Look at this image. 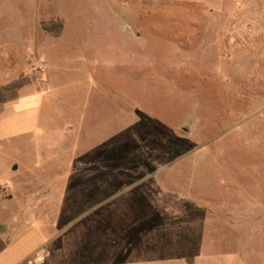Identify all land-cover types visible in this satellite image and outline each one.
Wrapping results in <instances>:
<instances>
[{"label": "rangeland", "instance_id": "obj_1", "mask_svg": "<svg viewBox=\"0 0 264 264\" xmlns=\"http://www.w3.org/2000/svg\"><path fill=\"white\" fill-rule=\"evenodd\" d=\"M31 101L38 135L0 144L1 230L264 264V0H0V113Z\"/></svg>", "mask_w": 264, "mask_h": 264}, {"label": "crops", "instance_id": "obj_2", "mask_svg": "<svg viewBox=\"0 0 264 264\" xmlns=\"http://www.w3.org/2000/svg\"><path fill=\"white\" fill-rule=\"evenodd\" d=\"M40 128L41 108L38 102L32 103L31 101L21 107L3 110L0 113V144L36 136L40 132ZM7 183L5 188L11 190L12 186ZM49 193L48 191L42 194L36 193L33 197L29 193L26 194L28 202L21 209L22 212L18 213V216H20L16 218L15 222H18L22 215H34V211L41 209L43 204L51 200L52 195H48ZM15 200L16 198L13 193L7 197H4L0 193V205L4 208L9 209ZM13 222L14 220L11 221V226L14 224ZM17 225L19 230L22 224ZM8 226L2 230L0 229V264H28L38 253H43L44 251L50 253L46 264H188L190 262L188 258L182 255L138 258L133 254L136 252L135 249L124 250L129 245H127L126 241H124V245L120 243L125 238L120 233L108 245H104L103 243L101 246L102 250L98 252L102 255L97 256L94 246L90 250L88 242H85L83 239L79 240L71 233L67 236L66 230H62L63 232H59L53 237H47L43 235L40 227L31 226L23 234L20 233L15 237L14 235L18 230L11 229L10 225ZM150 232L141 233L140 240L144 238L145 234L146 236L149 235ZM136 242L137 239L135 243H132V247H138ZM122 247L126 259L118 260V258H112L111 251L121 250Z\"/></svg>", "mask_w": 264, "mask_h": 264}, {"label": "trees", "instance_id": "obj_3", "mask_svg": "<svg viewBox=\"0 0 264 264\" xmlns=\"http://www.w3.org/2000/svg\"><path fill=\"white\" fill-rule=\"evenodd\" d=\"M42 29L53 37H60L63 33V23L57 21L42 22Z\"/></svg>", "mask_w": 264, "mask_h": 264}, {"label": "built area", "instance_id": "obj_4", "mask_svg": "<svg viewBox=\"0 0 264 264\" xmlns=\"http://www.w3.org/2000/svg\"><path fill=\"white\" fill-rule=\"evenodd\" d=\"M45 70L42 69V72ZM50 257V253L48 251H44L43 253H38L28 264H46L47 260Z\"/></svg>", "mask_w": 264, "mask_h": 264}, {"label": "water", "instance_id": "obj_5", "mask_svg": "<svg viewBox=\"0 0 264 264\" xmlns=\"http://www.w3.org/2000/svg\"><path fill=\"white\" fill-rule=\"evenodd\" d=\"M17 168H18V167H15V169H14V170H17Z\"/></svg>", "mask_w": 264, "mask_h": 264}]
</instances>
